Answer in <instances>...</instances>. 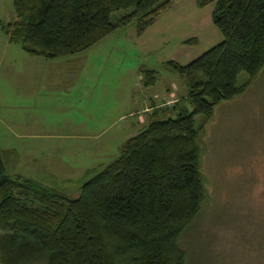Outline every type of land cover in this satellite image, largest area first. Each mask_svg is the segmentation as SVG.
Instances as JSON below:
<instances>
[{"label":"trees","instance_id":"trees-1","mask_svg":"<svg viewBox=\"0 0 264 264\" xmlns=\"http://www.w3.org/2000/svg\"><path fill=\"white\" fill-rule=\"evenodd\" d=\"M173 1L13 0L16 19L0 27L27 55L55 60L133 22L142 36ZM195 3H214L212 23L224 40L186 65L165 63L184 80L186 95L173 106H154L148 125L115 160L87 171L71 195L8 174L0 149V264H187L181 240L207 194L203 127H195V117H211L264 69V0ZM119 11L125 14L112 23ZM241 72L249 81L237 87ZM141 76L145 88L159 77L145 68Z\"/></svg>","mask_w":264,"mask_h":264},{"label":"rangeland","instance_id":"rangeland-1","mask_svg":"<svg viewBox=\"0 0 264 264\" xmlns=\"http://www.w3.org/2000/svg\"><path fill=\"white\" fill-rule=\"evenodd\" d=\"M213 10L214 3L201 8L195 0H174L142 36H137L133 22L89 50L65 57L72 61L70 71L77 67L76 115L66 116L73 85L27 76L30 66L22 60L26 55L20 45L8 42L0 27V147L6 172L36 178L71 195L87 171L115 160L121 145L148 125L154 106H173L186 95L184 80L165 63L186 65L224 40L212 23ZM124 14L113 13L111 22ZM15 19L13 0H0V22ZM193 38L195 44L183 43ZM144 68L159 76L148 88L141 80ZM44 80L48 93L30 94L19 103L20 94L28 89L33 93ZM248 81L249 75L241 72L236 85ZM13 116L19 129L35 128L39 121L50 135L65 136L13 141L7 131ZM81 120L95 125L90 132L84 129L88 124L77 127L79 134L72 137L69 123ZM199 126L207 194L181 240L187 264H264V69L241 94L215 106L211 117L196 116ZM90 133L96 137L86 138ZM14 145L15 158L9 155Z\"/></svg>","mask_w":264,"mask_h":264},{"label":"crops","instance_id":"crops-1","mask_svg":"<svg viewBox=\"0 0 264 264\" xmlns=\"http://www.w3.org/2000/svg\"><path fill=\"white\" fill-rule=\"evenodd\" d=\"M22 53H24V52L22 51ZM24 55H26V56H22L23 57L22 60H24V64L30 66V69L27 71V76L28 75L30 76L32 74L33 77H38V76H40V77L43 76L44 78H47V77L51 78L52 77V81L56 82L57 84H58V81H63L67 85H71V84L73 85V87L71 88L73 94H75L73 96L74 98L72 99L73 104L68 102L67 106H68L69 111L68 112L66 111V113L64 112L65 113L64 116L74 115V114L76 115V113H75L76 104H77V67H76V64H75L73 70L70 71V69H71L70 65L72 64L71 60H68L65 58H60V59H55V60H46V59L41 58V57L29 56L26 53H24ZM27 59H32V60H29L30 62L25 61ZM42 59H44V60H42ZM18 70H19L18 67L15 68L14 73L17 74ZM65 72H67V73H65ZM25 74H26V72H25ZM48 80H50V79H48ZM16 84H18V82H16ZM39 86L40 87H38L37 89L33 88V90H32L33 93H30L31 91L29 89H28V91L25 90V95L21 96V94H20V97L18 100H20V98H23L25 96L27 98H30V96L33 94H37L36 96L43 95L44 93H48V91L51 90V89H48L49 85L47 83H45V80ZM33 96H35V95H33ZM36 99L38 100V102H41L39 97L38 98L36 97ZM22 101H24V100H20L19 103L21 104ZM25 106H29V104H26ZM63 107L66 110V105H64ZM0 117H1V115H0ZM122 117L123 116H121L120 119ZM2 120H3V118H2ZM3 122H5V121H3ZM11 124H13L12 129L11 130L7 129V131L9 133H11V139H13V141L23 140V139L43 140V139H50V138H56V137L62 138L65 136V135H50L52 133H50L48 131V129H46L43 126V124H41L39 121H37V123L34 124L36 126L35 128L24 125L21 129H19L17 126L19 124L18 119H16L14 121V116H13V117H11ZM83 124H88V126L84 129L88 130L89 132L92 129V125H95V124H92V122H90V121L82 122V120H81L78 122L77 121L72 122L71 124L69 123V125H71L72 132H68V133H71V135H73L72 137H77V134H79V133H77V127H80ZM19 131H21V132H19ZM96 134L97 133H93V135H91V133H90V134L85 135V137L86 138H90V137L92 138V136L96 137ZM71 135H67L66 137H69ZM0 149H1V147H0ZM9 149H10L9 150L10 151V154H9L10 157H13V158L17 157L16 155H18V152L16 151L17 150L16 146L15 145L11 146ZM26 155L21 156V158L23 159ZM16 175H18V174H16ZM54 175L55 174H53L52 176H54ZM19 176H21V175H19ZM21 177H26V176H21ZM34 179H36V178H34Z\"/></svg>","mask_w":264,"mask_h":264}]
</instances>
